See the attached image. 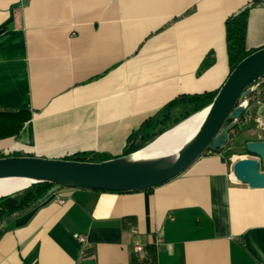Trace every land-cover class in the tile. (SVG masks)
Returning <instances> with one entry per match:
<instances>
[{
  "label": "crops",
  "instance_id": "1",
  "mask_svg": "<svg viewBox=\"0 0 264 264\" xmlns=\"http://www.w3.org/2000/svg\"><path fill=\"white\" fill-rule=\"evenodd\" d=\"M245 5L254 51L264 0H0V154L130 153L152 117L218 91L230 72L224 22ZM256 95L254 126L164 183L57 187L5 223L0 264H264V187L232 175L253 157L245 142L264 140V87Z\"/></svg>",
  "mask_w": 264,
  "mask_h": 264
},
{
  "label": "water",
  "instance_id": "2",
  "mask_svg": "<svg viewBox=\"0 0 264 264\" xmlns=\"http://www.w3.org/2000/svg\"><path fill=\"white\" fill-rule=\"evenodd\" d=\"M264 77V46L242 58L229 72L195 133L180 146L160 154L136 157L133 151L101 161H82L28 155L0 157V179H22L27 189L36 183L57 187L92 189L110 192H131L149 189L179 175L205 151L224 148L229 132L244 112L250 85ZM231 122L224 125L226 120ZM244 149L253 157H241L232 163L235 181L252 188L264 187V140L246 141Z\"/></svg>",
  "mask_w": 264,
  "mask_h": 264
},
{
  "label": "trees",
  "instance_id": "3",
  "mask_svg": "<svg viewBox=\"0 0 264 264\" xmlns=\"http://www.w3.org/2000/svg\"><path fill=\"white\" fill-rule=\"evenodd\" d=\"M248 9H249V5L243 6L235 13L229 15L224 22L225 33H226V49L230 64V71L242 58L253 52V51H246L244 47ZM2 29L3 28H0V31ZM210 59L211 58H209V56L206 57V59L201 65V68L209 64ZM210 62H212V59ZM250 87H252V91L246 97L247 105L244 112L239 117L236 126L229 132V140L227 141L225 147L219 148L216 152L225 149L232 142L235 133L237 132V130H240L239 127L243 126L244 121L247 118H249L251 114L254 113L255 108L258 104V96L256 94H259V92H261L262 88L264 87V77L254 81L250 85ZM215 94L209 93V94H203L202 96L194 95L190 99L199 100L201 98H207L208 102L206 105H208L212 101ZM230 122L231 120L227 119L224 125H227ZM231 153L232 152H229L228 154ZM2 156L4 155L0 154V157ZM70 159L82 160V161L87 160V158L83 155H74L70 157ZM52 186L53 185L51 183H46V182L36 183L31 185L27 189L19 190L5 197H1L0 198V233L5 228V223L8 220L13 218L17 214H20L34 207L39 201H41L44 198V196L51 189Z\"/></svg>",
  "mask_w": 264,
  "mask_h": 264
},
{
  "label": "bare ground",
  "instance_id": "4",
  "mask_svg": "<svg viewBox=\"0 0 264 264\" xmlns=\"http://www.w3.org/2000/svg\"><path fill=\"white\" fill-rule=\"evenodd\" d=\"M205 111L206 108L196 112L189 119L179 122L170 130L161 133L155 140L138 149L134 156H152L180 146L195 133L205 115ZM26 185L27 182L22 179H0V196L24 188Z\"/></svg>",
  "mask_w": 264,
  "mask_h": 264
},
{
  "label": "rangeland",
  "instance_id": "5",
  "mask_svg": "<svg viewBox=\"0 0 264 264\" xmlns=\"http://www.w3.org/2000/svg\"><path fill=\"white\" fill-rule=\"evenodd\" d=\"M188 100V105L186 103V100L181 101L176 103V105L165 108L156 116L152 117L145 139L135 146L131 145L127 150L133 152L144 147L145 145L155 140L161 133L170 130L179 122L189 119L196 112L202 111L204 108H206V104L208 102L207 98H201L199 100ZM258 100H260L259 97ZM253 115L254 113L244 121V126H246V128L254 126L255 121Z\"/></svg>",
  "mask_w": 264,
  "mask_h": 264
},
{
  "label": "built area",
  "instance_id": "6",
  "mask_svg": "<svg viewBox=\"0 0 264 264\" xmlns=\"http://www.w3.org/2000/svg\"><path fill=\"white\" fill-rule=\"evenodd\" d=\"M58 202H59V203H63V200H62V199H59ZM78 241H79L80 243H83V242L85 241L84 236L79 235V236H78ZM135 249L139 251V250H141V246H140V245H137V246L135 247Z\"/></svg>",
  "mask_w": 264,
  "mask_h": 264
}]
</instances>
